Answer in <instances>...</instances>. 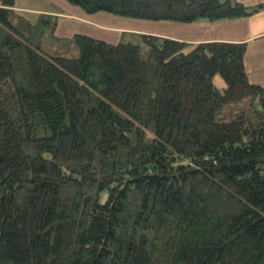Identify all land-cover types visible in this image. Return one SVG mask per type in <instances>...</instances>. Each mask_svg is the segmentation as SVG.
Returning a JSON list of instances; mask_svg holds the SVG:
<instances>
[{
	"label": "trees",
	"instance_id": "obj_1",
	"mask_svg": "<svg viewBox=\"0 0 264 264\" xmlns=\"http://www.w3.org/2000/svg\"><path fill=\"white\" fill-rule=\"evenodd\" d=\"M48 1L29 15L0 0V264H264V85L248 43L60 36ZM66 1L177 23L264 8Z\"/></svg>",
	"mask_w": 264,
	"mask_h": 264
},
{
	"label": "crops",
	"instance_id": "obj_2",
	"mask_svg": "<svg viewBox=\"0 0 264 264\" xmlns=\"http://www.w3.org/2000/svg\"><path fill=\"white\" fill-rule=\"evenodd\" d=\"M59 1V0H56ZM248 3H258L264 0H244ZM60 6V5H59ZM62 7V6H61ZM64 11H55L62 15L70 14L65 8L75 12L73 6L62 7ZM50 10L42 6L39 11ZM78 15L84 17L83 13ZM78 17V18H79ZM87 21L99 25L103 29L112 30L117 33L122 31H142L143 29L136 24L137 19L124 18L98 12L87 14ZM115 17H118L116 20ZM115 19V20H114ZM172 30L165 31H145L155 34H161L168 37L185 40L189 42H201L209 40L223 41H246L248 47L245 53V64L249 77L252 81L264 85V8L258 10L249 16L235 19H223L215 22H193L177 23L169 22Z\"/></svg>",
	"mask_w": 264,
	"mask_h": 264
},
{
	"label": "rangeland",
	"instance_id": "obj_3",
	"mask_svg": "<svg viewBox=\"0 0 264 264\" xmlns=\"http://www.w3.org/2000/svg\"><path fill=\"white\" fill-rule=\"evenodd\" d=\"M51 1H54L55 3H57L58 5L62 7H64V4H65V7L73 6L75 8V12L65 8L66 11H68L70 14L65 15L64 17H59L58 27L56 29V33L58 35L69 36V35H72L74 32L80 31V32L90 33L92 35L99 36L101 38H104L114 43L120 40L121 33H117V32L115 33L112 30L103 29L97 24H92V23L87 22L86 13H83L84 14L83 19H85V21L77 19L76 17H79L78 15L82 14L81 12H83L79 7L68 3L66 0H59V1L51 0ZM15 4L17 5L18 8H21V10H23L26 14H29V15L36 14L35 12H38L42 6L50 8V6L52 5L51 2L48 0H15ZM105 14H108V13H105ZM115 18L116 20H118L117 19L118 17H115ZM135 22L138 26H140L143 29L142 32L153 31V30L154 31H165L169 28L170 30H172L170 27V23H169L172 21H167V20L151 21V20L137 19V21ZM147 33H150V32H147ZM125 37L128 39H133L134 41H139L137 37H132L131 33H129ZM214 80L216 84L218 85V87L221 89H223L224 86L226 85L225 80L219 74H217L214 77Z\"/></svg>",
	"mask_w": 264,
	"mask_h": 264
},
{
	"label": "bare ground",
	"instance_id": "obj_4",
	"mask_svg": "<svg viewBox=\"0 0 264 264\" xmlns=\"http://www.w3.org/2000/svg\"><path fill=\"white\" fill-rule=\"evenodd\" d=\"M157 35V34H156Z\"/></svg>",
	"mask_w": 264,
	"mask_h": 264
}]
</instances>
